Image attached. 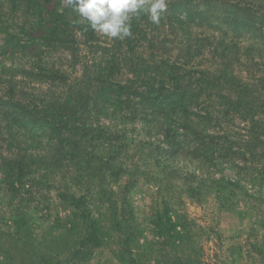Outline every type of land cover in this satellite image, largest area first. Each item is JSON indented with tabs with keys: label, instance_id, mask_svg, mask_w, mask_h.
<instances>
[{
	"label": "trees",
	"instance_id": "1",
	"mask_svg": "<svg viewBox=\"0 0 264 264\" xmlns=\"http://www.w3.org/2000/svg\"><path fill=\"white\" fill-rule=\"evenodd\" d=\"M212 1L167 0L168 10L161 14L159 25L151 23L140 11L132 16V36L115 39L93 31L66 0H0V30L4 36L0 40L3 43L0 47V80L4 75L11 78L8 84L11 91L4 93L0 90V134L8 136L11 145L16 143L15 138L23 139L28 147L45 141L49 149L41 146L39 150L43 152L30 155L29 159L37 167H46L51 175L65 169L74 170V180L65 181V184L60 181L57 194L58 200L69 205L79 221L77 247L72 250L74 256L70 264H80L81 256L87 258L88 252L93 253L103 243L102 233L89 209V197L78 196L71 191L73 185L79 187L84 184L86 176V173L77 176L75 170L84 169L83 164L90 160L91 151L97 148L91 144H95L101 136H105V144L99 150L111 152L114 149L115 139L109 134H118V119L127 116L130 111L134 118L140 117L147 122L164 144V147L157 146L155 149L160 155L157 169L177 172L174 162L184 159L189 165L198 164L191 167L195 173L197 168L215 170L221 177L211 178V185L223 193L235 188L246 189L247 184L255 186L264 181V160L261 159L264 158V148L258 146L264 143L261 142L264 134L260 132L264 127V118L262 121L254 112V107L243 98L220 92L215 82L216 74L224 75L220 64L226 60L230 50H235L236 38H242L245 29L252 34L261 30L264 32V12L261 18L243 10L259 4L258 0H226L221 8L229 10V13L224 12L223 16L214 14L210 16L211 20L203 18L205 12L201 10H208L209 6L204 2L212 4ZM220 19L221 23L224 22L220 31L216 32L220 35L213 40L214 47L208 46L215 64L206 69L197 64L194 71L199 75L197 82L192 84L189 81L183 87L177 81L157 90L140 82L122 83L116 80L121 64L127 60L124 57L125 48L133 49L142 37H150L158 27H169L173 36L181 41L177 44L183 48V54L192 57L194 48L200 50L207 43L200 34L204 24L211 26ZM194 25L198 30L193 28ZM150 42V47L155 48L166 41L158 38ZM50 51L66 53L71 62H65L66 67L57 66L45 54ZM12 56L19 57L24 64L9 66L5 61ZM82 56H85L84 62ZM76 66L80 67V77L63 90L59 86L67 84L68 79L64 68L78 73ZM129 71L134 70L129 68ZM14 74L22 75L19 81L15 80ZM27 83L35 86L28 90ZM189 100L197 101L200 108L196 112H192L191 105L187 104ZM96 114H100L103 121H113L114 125L98 121L99 124L94 127L90 120ZM234 120L246 123L245 134L232 133L227 123ZM236 136H239L238 141ZM242 164L245 166H239ZM89 167L90 164L86 168ZM224 171H230L238 180L227 177ZM205 180L201 175L196 186H189V192L201 190L206 186ZM246 196L250 200H259L250 191ZM163 216L165 220L158 218L155 224L160 238L164 243L173 241L171 246L178 248L182 236L172 230L173 224L167 213ZM127 221H114L109 231L119 240L124 264H140L132 248L137 225L127 224ZM14 225L19 229L27 222L18 220ZM174 235L180 239L173 240ZM188 259L177 257L175 264H190L191 259ZM65 263L63 259H53V262L45 259L42 262Z\"/></svg>",
	"mask_w": 264,
	"mask_h": 264
},
{
	"label": "rangeland",
	"instance_id": "2",
	"mask_svg": "<svg viewBox=\"0 0 264 264\" xmlns=\"http://www.w3.org/2000/svg\"><path fill=\"white\" fill-rule=\"evenodd\" d=\"M258 1L259 4L251 9L243 10L262 18L264 0ZM225 2H204L209 6L208 10H201L205 12L203 18L229 13V10L221 8ZM247 11L242 12L247 14ZM221 20L214 21L211 26L204 24L200 34L207 43L200 50L194 48L192 57L183 54V48L177 44L181 41L173 36L169 27H158L150 37H142L133 49L125 48L124 57L127 60L121 64L116 80L122 83L140 82L157 90L177 81L183 87L189 81L192 84L197 82L199 75L194 73L197 64L203 66L201 69L215 64L208 46L214 47L213 40L220 35L216 32L224 24ZM193 28L198 30L196 25ZM243 32L242 38H236L238 43L235 50H230L226 60L220 64L224 75L216 74L215 82L220 92L249 102L263 121L264 32L261 30L252 34L246 29ZM3 37L0 30V40ZM158 38L166 42L151 48L150 41ZM2 44L0 42V47ZM45 54L57 66L66 67L65 62H71L69 56L61 51ZM84 57L82 62L86 60ZM5 63L15 67L24 64L17 56H12ZM76 69L78 73L64 68L68 79L67 84L60 85V88L67 90L68 84L80 77V67L76 66ZM14 75L17 81L22 76ZM6 76L1 77L0 90L9 93L11 78ZM25 86L30 90L35 85L27 83ZM187 104L191 105L192 112L200 108L197 101L189 100ZM126 115L121 114L122 118L118 119V134H109L115 139L112 145L114 151L99 150L105 144V136H101L95 144H91L97 146L94 151L90 150L91 161L83 164L84 169L75 170L77 176H81V173H86V176L84 184L79 187L73 185L71 191L78 196L89 197V209L102 233L103 242L93 253L88 252L87 258L81 256L80 264H124L119 240L109 231L117 220H128L127 224L136 223L132 248L140 264H175L177 257L184 259V256L191 259L190 264H264V181L255 186L247 184L246 189L235 188L223 193L211 185V178L221 177L215 170L197 168L195 173L191 167L198 164L189 165L184 159L174 162L178 173L157 169L160 155L155 149L157 146L164 147L160 136L140 117L134 118L131 111ZM100 117V114H96L90 120L94 127L99 122L114 125L113 121H103ZM245 124L235 120L227 123L232 133L239 135L245 134ZM260 132L264 134V127ZM235 138L239 140V136ZM8 140V136L0 134V263L42 264L45 259L51 262L53 259H63L66 260L65 264H70L74 256L72 250L77 247L79 221L74 217L73 209L58 200L57 194L60 181L74 180V170L65 169L51 175L43 165L42 168L35 166L29 159L30 155L41 154V146L49 149L45 141L42 144L32 143L28 147L23 139L15 138L14 145ZM261 142H264V138ZM258 146L264 148V143ZM261 159L264 160L263 157ZM89 164L90 167L86 168ZM224 174L238 180L230 171H224ZM201 175L206 178V186L190 193L189 186H196ZM249 191L259 200L248 199L246 194ZM164 213L173 224L172 230L175 229L179 237L182 236L180 239L174 235L173 240L180 239L181 242L178 248L171 246L174 245L173 241L172 244L164 243L155 227L158 218L165 220ZM18 220L27 222V225L16 229L14 222Z\"/></svg>",
	"mask_w": 264,
	"mask_h": 264
},
{
	"label": "clouds",
	"instance_id": "3",
	"mask_svg": "<svg viewBox=\"0 0 264 264\" xmlns=\"http://www.w3.org/2000/svg\"><path fill=\"white\" fill-rule=\"evenodd\" d=\"M95 32L115 39L132 36L133 14L143 11L151 23L159 25L168 10L167 0H66Z\"/></svg>",
	"mask_w": 264,
	"mask_h": 264
}]
</instances>
